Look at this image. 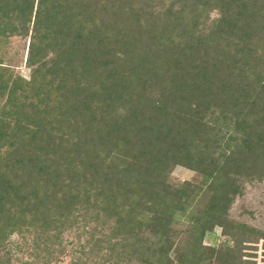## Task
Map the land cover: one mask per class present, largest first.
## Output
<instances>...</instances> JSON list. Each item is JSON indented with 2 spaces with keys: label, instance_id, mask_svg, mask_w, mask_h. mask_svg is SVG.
I'll use <instances>...</instances> for the list:
<instances>
[{
  "label": "trees",
  "instance_id": "obj_1",
  "mask_svg": "<svg viewBox=\"0 0 264 264\" xmlns=\"http://www.w3.org/2000/svg\"><path fill=\"white\" fill-rule=\"evenodd\" d=\"M263 179L264 0H0V264H243Z\"/></svg>",
  "mask_w": 264,
  "mask_h": 264
},
{
  "label": "rangeland",
  "instance_id": "obj_2",
  "mask_svg": "<svg viewBox=\"0 0 264 264\" xmlns=\"http://www.w3.org/2000/svg\"><path fill=\"white\" fill-rule=\"evenodd\" d=\"M14 46L12 54L17 53V58L13 59L15 67L17 71L28 76L30 70L25 63L27 57L26 44L19 39L14 41ZM173 175L180 180H192L196 176L194 171L183 166H177ZM231 216L264 232V179L247 182L243 194L237 197L232 205ZM217 233H221L220 229ZM250 245L244 250L243 264H264V238L258 243H250ZM63 261L68 262L69 258L65 255Z\"/></svg>",
  "mask_w": 264,
  "mask_h": 264
}]
</instances>
